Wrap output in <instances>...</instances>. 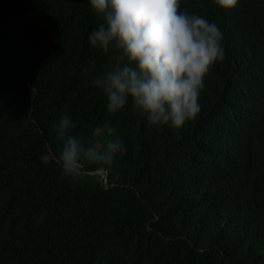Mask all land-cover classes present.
Instances as JSON below:
<instances>
[{
  "label": "trees",
  "instance_id": "obj_1",
  "mask_svg": "<svg viewBox=\"0 0 264 264\" xmlns=\"http://www.w3.org/2000/svg\"><path fill=\"white\" fill-rule=\"evenodd\" d=\"M180 8L221 27L225 57L199 116L156 129L91 86L113 53L89 43L88 0H0V264H264V0ZM62 113L97 147L108 121L126 151L62 175Z\"/></svg>",
  "mask_w": 264,
  "mask_h": 264
},
{
  "label": "clouds",
  "instance_id": "obj_2",
  "mask_svg": "<svg viewBox=\"0 0 264 264\" xmlns=\"http://www.w3.org/2000/svg\"><path fill=\"white\" fill-rule=\"evenodd\" d=\"M222 11L238 0H213ZM181 0H88L101 18L88 40L103 53H113L99 72L85 69L92 87L106 98L115 116L129 101L149 128H181L201 112L200 95L210 69L225 57L223 31L205 16L180 8ZM77 121L62 113L54 124L59 141L56 163L62 175L76 178L84 163L110 166L125 144L115 128L102 125L104 143L74 133Z\"/></svg>",
  "mask_w": 264,
  "mask_h": 264
},
{
  "label": "water",
  "instance_id": "obj_3",
  "mask_svg": "<svg viewBox=\"0 0 264 264\" xmlns=\"http://www.w3.org/2000/svg\"><path fill=\"white\" fill-rule=\"evenodd\" d=\"M91 174H99V175H102L103 176V172L102 171H98V172H93ZM105 183H107V178L105 179Z\"/></svg>",
  "mask_w": 264,
  "mask_h": 264
}]
</instances>
